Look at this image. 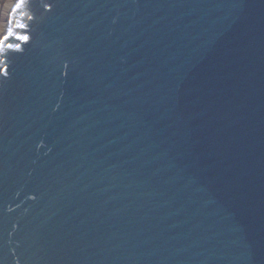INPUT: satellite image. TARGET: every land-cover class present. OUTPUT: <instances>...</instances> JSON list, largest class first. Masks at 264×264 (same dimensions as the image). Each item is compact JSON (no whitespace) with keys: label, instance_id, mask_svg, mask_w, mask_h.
Masks as SVG:
<instances>
[{"label":"water","instance_id":"water-1","mask_svg":"<svg viewBox=\"0 0 264 264\" xmlns=\"http://www.w3.org/2000/svg\"><path fill=\"white\" fill-rule=\"evenodd\" d=\"M13 7L0 264H264V0Z\"/></svg>","mask_w":264,"mask_h":264},{"label":"snow or ice","instance_id":"snow-or-ice-1","mask_svg":"<svg viewBox=\"0 0 264 264\" xmlns=\"http://www.w3.org/2000/svg\"><path fill=\"white\" fill-rule=\"evenodd\" d=\"M21 7V3H17L15 7H13L12 12H16ZM31 18V17H29ZM9 27L7 28V32L0 36V56L5 55L6 53H13L21 51V43H27L30 39L29 35L26 34H14L13 28L11 27L12 20L9 18ZM18 27L26 28L27 26L24 24H19ZM10 38H13L21 43H9ZM2 63V61H0ZM0 74L7 75V71L5 69H0Z\"/></svg>","mask_w":264,"mask_h":264},{"label":"bare ground","instance_id":"bare-ground-1","mask_svg":"<svg viewBox=\"0 0 264 264\" xmlns=\"http://www.w3.org/2000/svg\"><path fill=\"white\" fill-rule=\"evenodd\" d=\"M16 1L17 0H0V36L7 26L11 8ZM3 26H5V28L2 31Z\"/></svg>","mask_w":264,"mask_h":264},{"label":"rangeland","instance_id":"rangeland-1","mask_svg":"<svg viewBox=\"0 0 264 264\" xmlns=\"http://www.w3.org/2000/svg\"><path fill=\"white\" fill-rule=\"evenodd\" d=\"M4 28H5V26H3L2 31H3Z\"/></svg>","mask_w":264,"mask_h":264}]
</instances>
